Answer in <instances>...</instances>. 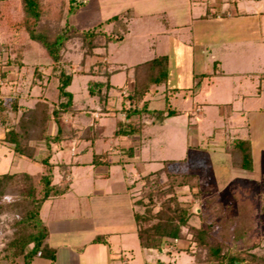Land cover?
Masks as SVG:
<instances>
[{"label": "rangeland", "instance_id": "374dc122", "mask_svg": "<svg viewBox=\"0 0 264 264\" xmlns=\"http://www.w3.org/2000/svg\"><path fill=\"white\" fill-rule=\"evenodd\" d=\"M105 1L108 5L104 9L105 13H109L114 6L118 7V4L123 2ZM130 1L133 7L117 13V19L111 21L109 31L106 30L114 35V39L109 43L106 56L101 59L120 68V64L133 67L157 55H168V77L166 83L158 87L155 96L153 87L147 94V99L150 100L149 111H143L141 114L142 134L139 137L126 136L115 139L111 136L122 115L121 96L127 91L124 86L126 72L118 69L112 76V81L116 84L111 90L112 99L109 100L108 106L112 113L101 114L99 104H95V118H102L103 122L99 121L98 124L100 135L108 138H100L96 146L90 148L88 156L83 155L81 158L90 159L94 151L101 153L109 150L110 163L74 166L70 176V189L64 195L44 203L41 218L49 227V245L60 251L62 264H68V254L63 250V246L74 245L73 250L79 252L84 248L80 241L87 240L91 234L109 233L108 243L100 247L99 253L87 252L81 257L80 264H124L123 257L128 259L127 264H148L158 260L166 264H207L203 251L195 247H190L189 251L185 250L189 247V242L186 241L178 242L183 251H177L171 243H164L163 251L141 247L134 230L135 223L128 196L111 195L114 187H121L128 181L133 200L139 199L144 189L142 175L159 169L166 159L179 160L187 156L188 162L169 165L168 168L183 173H195L201 178L199 188L204 192L201 198L195 197L192 189L188 187L178 188L176 191L179 199L192 209V224L201 223L198 212L204 208L203 201L207 196H211L209 194L217 192L221 195L219 197L223 203L229 204L233 202L232 186L247 185L253 195L255 223L247 234L250 243L241 242L240 245L252 246L256 252L263 253L264 213L261 209L262 201L257 194L259 189L254 180V173L228 167L224 148L230 141L229 131L233 130L226 125L222 114L214 117L202 114L206 112L205 105L217 107L220 113L226 109V112L231 114L232 109H241L244 103L243 93L254 94L261 79L264 80V43L256 45L259 39L256 20L236 10L239 0H235L236 4L230 2L231 14L219 13L214 7L211 8L210 2L215 0ZM6 39H3L4 45ZM35 44L38 47L36 42ZM79 48L80 40L75 38L65 51V56L70 60V70L76 75L69 89L75 94L79 110L84 111L78 116L80 124L87 126L93 123L94 115L86 106L92 105L95 99H89L87 85L91 78L101 77L89 73L97 58L84 59ZM36 53L32 47L27 53L26 60L32 66H40L44 61ZM32 66L27 74L22 75V108L32 104L29 99L33 96L30 85ZM130 71V76L133 77V72ZM131 79L133 81V78ZM50 85L54 86L52 80H49ZM119 85L123 86L118 89ZM173 88L177 91L171 93ZM34 90L37 92L39 88L35 87ZM47 94L51 99L56 97L48 90ZM84 100L85 102H82ZM255 101L249 100V107L254 109L258 103L264 106V96ZM115 106L116 110L113 109ZM167 108L180 112L170 116ZM20 113L21 111L12 112L10 119L17 120ZM67 118L69 120L68 116ZM231 120L247 126V138L257 148L254 170L261 169L264 173V109L244 112L239 110ZM130 146L135 148L133 157L123 152ZM68 150L69 148L63 149L62 154L66 153L64 155L71 158ZM70 152L77 154V146L70 149ZM12 156H2V172L26 171L37 174L42 170L38 161L19 156L12 162ZM55 159L59 161L60 154ZM228 178L230 181L226 182ZM165 180L166 175L162 174L160 181ZM14 217V213L0 217V248L11 232ZM215 236L220 237L219 229L215 230ZM90 257L94 261L88 262ZM107 257L113 261L107 263ZM98 258L101 259L100 262ZM33 264L52 262L47 258L36 257Z\"/></svg>", "mask_w": 264, "mask_h": 264}, {"label": "trees", "instance_id": "16d2710c", "mask_svg": "<svg viewBox=\"0 0 264 264\" xmlns=\"http://www.w3.org/2000/svg\"><path fill=\"white\" fill-rule=\"evenodd\" d=\"M84 4V0H0V27L5 31V47L9 52L6 64L21 68L31 42L38 44L43 58L51 60L49 73L40 68L34 70V83L41 86L42 93L33 106L22 108L18 99H0L1 143L8 145L20 157L38 161L42 165V170L37 174L26 171L0 174V217L7 213L15 214L11 232L0 248V264H32L36 257L51 261L56 259V249L48 244L49 229L41 218V209L46 201L69 190V182L63 180L71 173V167L64 162L54 163L52 157L56 149L65 148L73 139L89 141L93 146L100 137L97 121L78 129L65 120L67 115L74 116L80 111L74 93L69 89L75 73L70 70V60L65 56L72 41L75 38L80 40L79 49L84 59L97 58L89 73L101 78L88 82V92L99 104L100 111H110V90L114 87L111 75L118 69L133 72V87H125L127 91L122 95L120 111L124 118L117 121L112 138L139 137L142 134L141 114L149 111L147 94L152 87L164 85L168 77V55H157L133 67L120 64V68H117L114 63L103 62L101 58L106 56L114 35L106 31L103 22L85 29L71 23L70 17ZM115 19L117 15L108 22ZM82 63L85 65L84 61ZM49 80L53 81L54 86H49ZM46 90L54 93L55 99L46 96ZM167 109L170 116L180 112L174 108ZM19 111L21 113L17 120H11L10 114ZM224 149L232 167L253 169L249 139L235 138ZM123 152L133 157L135 148L130 146ZM109 154V150L94 153L92 164H109ZM188 161L187 156L179 160L166 159L159 169L142 175L144 189L139 199L134 200V220L140 246L163 251V244L171 243L177 251H183L178 242L186 241L189 247L185 250L195 247L203 251L207 264H264V252H256L249 245H240L241 242L250 243L247 234L255 223L254 200L249 187L234 186L233 202L229 204L223 203L219 193L209 194L211 196L203 201L204 208L198 212L201 223L192 224V209L179 199L176 191L188 187L195 197L201 198L204 194L199 188L201 178L195 173L168 168L169 165ZM56 167L62 178L58 182L55 181ZM162 174L166 175L163 182L160 181ZM8 196L11 198L8 199ZM259 197L264 213V183ZM216 229H219V238H215ZM104 241L101 236L94 239V242ZM148 264L166 263L158 260Z\"/></svg>", "mask_w": 264, "mask_h": 264}, {"label": "crops", "instance_id": "0c3cea01", "mask_svg": "<svg viewBox=\"0 0 264 264\" xmlns=\"http://www.w3.org/2000/svg\"><path fill=\"white\" fill-rule=\"evenodd\" d=\"M122 1H123L122 2L123 5H121L122 3L120 2L118 4V7L114 6V9L112 11H110L109 13H105L104 9H106V7L108 6L105 3L106 2L105 0L104 1L103 0H89V1L88 0H84V2H85L84 6L78 12H76L75 14H73L70 17V21L75 26H78V27H81V28L92 27V26L97 25L98 23L103 22L104 23V28L106 30H108V28L110 27V25L112 23L111 21L108 22V20L111 17L115 16L117 13H120L122 11L124 12L125 10L129 9L130 7L131 8L133 7L132 2L130 0L129 1L128 0H122ZM110 2L113 3L114 1L110 0ZM230 2L236 4L237 1H235V0H215L214 2H210V4H211V8L214 7L215 10L217 9L219 13L226 12V13L231 14V12H230V5H231ZM236 10L242 15H247L248 18H252V20H256V26H257L258 37H259L258 43L256 45H260L261 43H264V0H239V6H237ZM208 13L209 12H207V14ZM4 38H6L5 31L3 30V28L0 27V99H13V98L14 99H18L19 104L21 105L23 103L20 101L21 100L20 98L22 96V94L20 92L21 91L20 84L22 83L21 82L22 81V77L25 74H27V72L30 71L29 69L32 66L31 63H28L27 60H26L27 53H29V49L25 52L24 65L21 68L16 67V66L8 65V64H6V62H7V59L9 57V52L7 51V49H6L5 45H4V42H3ZM31 47H32V49L34 48V50H36V52H37L36 54L41 59H43L44 61H43L42 65H40V66H37L38 64L32 66L33 71H32V74H31L30 85H31V88H32V93H33L32 95L33 96L29 98L30 101H32V104L28 105L29 107H31V106H33L35 104V102L38 100V97L42 93L41 86H39L38 84L34 83V79H33L34 70L36 68H40L44 72L49 73L50 72L49 65L51 63V60L43 58L41 56L40 50H39V46L37 47L35 42H31ZM121 65H123L125 67H128L125 64H121ZM169 65H170V59H169ZM124 70L125 69H123V71ZM125 72H126L125 73L126 74V78H125L124 86L128 87L129 89H131L133 87V81L131 79L132 77L130 76V72L131 71L127 72L125 70ZM114 74L111 75V83L115 87L116 84H114V82L112 81V76ZM75 77H76V75H75ZM45 79L47 80L46 76H45ZM91 79H93V78H91ZM251 79L253 80V77H251ZM122 86L123 85H121V86L119 85L118 89L121 88ZM35 87H38L39 91L36 92L34 90ZM173 89H175V88H173ZM173 89H171V90H173ZM111 90H110V100L112 99V93H111L112 91ZM164 91L166 92L167 89L164 90ZM157 92H158V87H153L154 96H155V94ZM45 95L48 96L47 90L45 91ZM167 95L169 96V94H167ZM243 96H244V98H243L244 103H243L242 108L240 109V108L237 107L236 109H232V113L231 114H229V112L227 113L226 109L223 110V112L220 113V112H218V108L217 107L210 106V105L209 106L205 105L206 112H202V114H204L205 116L209 115V116H212V117L219 116V115L222 114V116L224 118V121L226 122V125H228V127H231L232 130H233L232 132L229 131V133H230V137H229L230 141L235 139V138H243V139L246 138V139H248L247 136H249L248 135V131L249 130L247 129V126H245L244 124H239L238 122H236L234 120H231V117L236 115V112H239V110L244 112V111H250V110H263L264 109V106H261L259 103L257 104L256 107H254V109H253V107H249L250 105H248L249 100L250 101L253 100V102H254L255 100L261 99L264 96V80H263V78L261 79V82H260V85H259L258 89L257 88L255 89L254 94L247 95L246 93H243ZM74 97H75V94H74ZM121 98H122V101H123V97L122 96H121ZM89 99H94V97L90 96ZM89 99H87V101H89ZM75 100H76V97H75ZM76 102H77V100H76ZM82 102H85V100L82 101ZM96 103L97 102L94 99V101L92 102V105L89 104L90 106H86V108L88 109V111L92 115H94V116H92L93 123H94V121H97L98 124H99V121H100V123H103V122H101L102 118H100V119L99 118H95V117H97V116H95L96 110H97L96 109L97 107L95 106ZM109 103H110V101H109ZM116 108H117V106H115L113 109L116 110ZM83 112L80 111L74 116L67 115L69 117L70 121L68 120V118L66 116L65 117L66 122L70 123L72 126H74L75 128H78V129H83V128H86L87 126L92 125L93 123H91V124H89L87 126H82L80 124L81 120L79 119L78 116L81 115ZM110 113H112V112L111 111H108V112H102L101 111V114H103V115H107V114L109 115ZM121 114L122 115L119 117V119H123L124 118L123 113H121ZM2 133H3V129L0 126V136L2 135ZM240 133H242V135H240ZM102 137H104V138L107 137L108 138V136L105 137L104 135L102 136V134H101L100 137L95 141V144L93 146H96L97 141L100 140V138H102ZM251 143H252V141H251ZM75 145L78 148V152H77V154L74 155V153L70 152V149L75 148ZM251 145H252L253 162H254V165H255L256 164V159H255L254 155H255V152H256L257 148L255 147L254 143H252ZM93 146L90 145L89 141H83L81 139H73L72 142H68V144L65 147V148H69L68 152H69V155H70L71 158H69L66 155H64L66 153L62 154V151L65 148H58V149H56V151H55V153H54V155L52 157V161L54 163H56V164H60L62 162L70 164V167H71L70 170H71V173H72V169H73L74 166H79V165H83V164H92L93 154L97 153V152L94 151L90 159L84 158L85 160H83L81 158L83 157V155L87 157L88 156L87 154L90 151V148H92ZM87 149H88V151H87ZM40 151L41 152L43 151V146H41ZM81 151H82V153H80ZM11 154L13 155L12 156V162L16 161L18 159L19 155L14 153L9 148L8 145H5V144L1 143V141H0V166H1V162H2V156H6L7 157V156H9ZM59 154H60V160L58 161L55 158ZM227 156L228 155L226 153V162L228 164V167L230 169L240 170V169H236V168L231 166V164L228 161ZM259 162H258V164L260 165ZM7 172H10V171H6V172L3 171L2 172V169L0 168V174L7 173ZM250 172L254 173V176H255L254 180L257 183V185H256L257 189H259L258 190L259 192H257V194L260 195L262 184L264 183V173H262L261 169L254 170V166H253V169L250 170ZM71 173L69 174V176L65 180H63L64 182H69V185H70ZM235 176H237V173L235 174ZM250 179H252V177H250ZM61 180H62V178H61V175H60V173L58 171V167H56L55 181L58 182V181H61ZM229 181H230L229 178L226 179V182H229ZM244 186H247V185H244ZM233 187L234 186H232V188ZM111 195L115 196V197H119V196H122V195L128 196V204H130V208L132 210V215H133V219H134L135 206H134V200H133V193L131 192V188H130V183L127 181V183H125V185L123 184L121 187H114V189L112 190V194ZM45 223L48 226L47 222H45ZM134 223H135V220H134ZM48 229H49V227H48ZM134 230L137 232L136 224L134 225ZM109 235H110L109 233H102V234L101 233H98V234L94 233V234H91V236L87 240L80 241L82 243V245H83L82 247H84V248L82 249V247L80 245L82 250L79 251V252H76L75 250H73V246L74 245H72V244H71L72 246H69V245L68 246H63V250L66 251L67 254H68V258L66 260L67 261L66 263H68V264H80L81 263V257L83 255H85L87 252L94 253V254L97 253L98 254L100 247H102V245H105V244L108 243ZM98 236L103 237L105 239V241L104 242H94V239L96 237H98ZM49 239H50V232H49L48 241H49ZM51 247H53V246H51ZM54 248L56 249V259L54 261H51V262H52V264H59V263L62 264L61 259H60V253H59L60 251L57 250L56 247H54ZM35 259L33 260V262L35 261ZM123 260L125 262L124 264H127V262H128L127 260L128 259L123 257ZM92 261H94V260L90 257L88 262H92ZM98 261L100 262L101 259L98 258ZM105 261L107 263H108V261H110L109 263H111V261H113V259H110V257L109 258L107 257Z\"/></svg>", "mask_w": 264, "mask_h": 264}]
</instances>
